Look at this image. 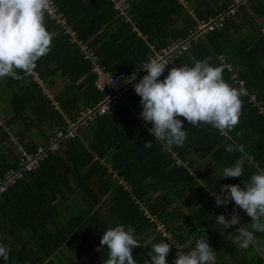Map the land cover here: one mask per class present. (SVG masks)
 Instances as JSON below:
<instances>
[{"label": "trees", "instance_id": "1", "mask_svg": "<svg viewBox=\"0 0 264 264\" xmlns=\"http://www.w3.org/2000/svg\"><path fill=\"white\" fill-rule=\"evenodd\" d=\"M117 1L52 0L78 28L79 39L88 40L100 30L88 40V47L99 55L100 64L113 71H135L152 53L151 44L158 49L183 38L194 28L196 18L226 10V0L221 4L215 0H121L127 9L121 13L115 7ZM249 4L251 10L242 6L240 14L227 18L189 50L194 62L207 58L221 66L224 79L238 90L241 87L236 80H242L247 94L240 97L239 122L225 135L210 124L190 127L185 121L187 139L170 151L163 150L161 142L154 141L147 128L138 124L135 112L141 105L134 88L125 92L109 113L81 126L73 139L57 137L53 129L41 130L48 120L50 127L64 125L62 112L73 118L75 111L93 107L104 96L93 84L96 77L80 46L45 13L50 50L30 73L16 69L21 78L9 77L10 84H2L0 91L4 87L11 90V82L18 84L9 100L18 116H30V125L20 129L32 132L26 142L21 139L26 151L49 147L55 141L50 136L57 137L59 148L50 150L37 167L27 169L20 163L18 144L9 141L5 147L0 141V182L7 174L12 178L0 194V242L10 246L8 260H0V264H102L107 249L100 244V235L116 224L135 228L141 244L132 249L137 264L150 259L151 244L168 238V233L183 251L193 246L195 238L208 233L217 264H264V232H256L247 248L234 244L233 231L242 226L252 230L251 217L237 208L241 221L228 229L220 227L215 215H232L234 202L217 207L207 187L215 186L217 191L220 184L243 187L255 171L253 164L264 166V23L254 22L255 16L264 21V0H249ZM180 18L183 25L178 24ZM51 61L57 65L51 67ZM240 65L235 80L233 69ZM251 93L258 95V104L249 101ZM42 131L47 134L39 135ZM147 141L153 142L151 148L144 147ZM229 144H243L244 152H227ZM60 151L65 153L62 158L56 154ZM54 161L63 168L58 175L47 176L49 163ZM236 161L243 163V176L219 179L223 167ZM119 177L130 187L118 183ZM41 217L46 220L42 228L41 220L34 221ZM22 235L23 248L12 252L11 246ZM177 251L173 244L169 264Z\"/></svg>", "mask_w": 264, "mask_h": 264}, {"label": "clouds", "instance_id": "2", "mask_svg": "<svg viewBox=\"0 0 264 264\" xmlns=\"http://www.w3.org/2000/svg\"><path fill=\"white\" fill-rule=\"evenodd\" d=\"M51 6L57 15L64 19L66 25L73 26L52 0H0V78L20 79V73L16 69L24 74L30 73L35 67V62L50 50L51 33L44 21L45 13ZM52 17L66 30L65 24L58 21V17ZM166 65L168 63L158 56L149 57L140 68L146 70V74L133 83L134 91L140 97V116L146 124L151 125L147 131L154 137V141L161 142L163 150L170 151L173 146L184 145L189 133L183 127L185 121L196 127L202 123L210 124L225 135L233 129L239 122L243 89L238 90L224 79L221 66L213 65L205 58L195 61L192 65L173 66L168 69L167 75H163ZM138 71H134L125 82L136 80ZM91 72L96 77V74ZM162 75L163 79H158ZM97 83L98 79L95 81L96 87ZM97 89L104 94L98 87ZM93 107L81 108L73 118L68 116L69 120L65 125L57 127L54 131L66 133L70 128L69 124L78 115ZM181 116L185 119H180ZM99 117L90 120L85 126ZM80 127L74 136L62 138H75L80 133ZM52 137L54 136H50ZM16 143L20 144L18 141ZM152 144V141H147L144 147L151 148ZM225 148L227 152H244L243 144H229ZM253 167L255 171L251 173L249 181L243 183V187L240 184H220L217 191L215 186L205 185L209 188V194L214 197L217 207L234 202L232 215L227 218L224 213L215 215L220 227L228 229L241 221V216L236 214L237 208L251 217L252 230L242 226L233 231V243L240 248L249 247L256 232H264V166L254 163ZM243 174V163L236 161L223 167L219 179L242 177ZM135 233L136 230L131 224L127 227L124 224H116L106 228L100 235V244L106 245L107 249V258L102 260V264H137L132 249L141 244ZM173 244L178 251L171 264H217V255L209 243L208 233L195 238L188 251L180 250L171 237L152 243L147 255L150 259H145L144 264H169L167 257ZM9 253L10 246L0 242V260L7 261Z\"/></svg>", "mask_w": 264, "mask_h": 264}, {"label": "built area", "instance_id": "3", "mask_svg": "<svg viewBox=\"0 0 264 264\" xmlns=\"http://www.w3.org/2000/svg\"><path fill=\"white\" fill-rule=\"evenodd\" d=\"M246 1L247 0H232L231 6L223 12L224 14H218L216 16L213 15L207 18H196L194 28L189 29L188 34L185 37L175 39L169 42L167 45L162 46L158 49H153L152 53L146 59H144L139 64L138 68L135 70H139L137 72L136 80L129 83H126L125 81L128 77L132 75L134 71L128 72L125 70H120L116 73H113L111 71H107L104 67L100 66L98 64L97 57L93 55L88 45L83 40L78 38L76 30L73 28V26L66 25L64 19H62L60 15H57L54 7H49V12L52 14V16L58 17V21H61V23L65 24L64 26L66 27V31L70 35L71 41L77 42V44L80 46L84 58L90 61L91 71H93L98 77H101L104 80L102 84L100 82L97 83V87L104 92L103 98L97 103L96 106H94L93 108H89L82 112L80 115H78L75 120L69 124L70 128L66 133L58 131L56 136L61 138L62 136H74L76 130L80 126H85L90 120L94 119L95 117L108 113L113 104L125 92L133 88V83L138 81L144 74H146V70H140V68L149 57L158 56L168 63V65H166V68L169 67L174 58L180 57L184 53L188 52L197 40L205 38L208 33L220 27L227 17H231L237 14L241 7L240 5L245 3ZM115 7L119 8L121 13L127 12V9L125 8L121 0H118L115 3ZM227 66L229 69H231L230 65ZM236 81H238L241 89H243V94H247V90L243 87L242 80ZM249 101L256 103V95L254 93L250 94ZM57 137L51 138L55 141L50 143L49 147H46L44 149L43 146H40L34 152H28L20 144H18V153H22L20 163L22 165L24 163L27 169L37 167L39 162L43 160L49 152H51L50 150H56L58 148L59 144L56 141L58 140ZM7 177L8 178L5 181L0 182V194L5 191L7 185L12 179L11 176H9L8 174ZM118 183L123 184L127 188L130 187L129 184L126 183V181L122 177H119ZM167 236L170 237V234L168 233Z\"/></svg>", "mask_w": 264, "mask_h": 264}, {"label": "crops", "instance_id": "4", "mask_svg": "<svg viewBox=\"0 0 264 264\" xmlns=\"http://www.w3.org/2000/svg\"><path fill=\"white\" fill-rule=\"evenodd\" d=\"M215 1H217V3L218 4H221L222 3V0H215ZM231 1L232 0H226L225 2H223V6L225 7L224 9H228L230 6H231ZM240 6H243V7H245V10H247V11H249V10H251V8H250V4H249V0H247L245 3H243V4H241ZM243 9H242V7L239 9V12L237 13V14H235V15H238V14H240L241 13V11H242ZM188 12L190 13H192L193 14V10L192 9H188ZM46 15H47V17L48 18H50L51 20H54V18L52 17V15H51V13L49 12V11H46ZM235 15H233V16H235ZM233 16H231V17H233ZM255 17H258V16H255ZM227 18H230V17H227ZM226 18V19H227ZM259 18V17H258ZM182 19L183 18H180L179 20H181V21H179L178 20V24L179 25H183V23H182ZM261 20H263V18H260ZM179 22H181V23H179ZM69 23H71V22H69ZM264 23V22H263ZM73 24V23H72ZM74 26V25H73ZM74 28L76 29V33H78V31H77V27H75L74 26ZM85 27H83V29H84ZM65 31V33L66 34H68V36H70L69 35V33L66 31V30H64ZM138 34H140V33H138ZM89 39H90V36H89ZM88 39V40H89ZM87 40V39H86ZM86 40H84V42L88 45L89 44V42L88 41H86ZM172 41V40H171ZM170 41V42H171ZM75 43H77V42H75ZM150 49L151 50H153V49H156V48H154V46H153V44H151L150 45ZM90 50H91V52L93 53V55L94 56H96L97 57V59H98V61H99V55H97L91 48H90ZM150 55V54H149ZM148 55V56H149ZM191 55H193V51L191 50V51H188V52H186V53H184L183 55H181L180 57H177V58H174L173 60H172V62H171V65L169 66V67H167V68H165V70H166V72H168V69L169 68H171V67H173V66H177V65H182V64H187V65H192V64H194V59H191L190 58V56ZM148 56H146V57H148ZM194 57V56H193ZM195 58V57H194ZM86 60V59H85ZM182 60V62L181 63H179L180 61ZM89 63H90V61H89ZM91 64V63H90ZM98 64L100 65V66H102V67H104L107 71H111V72H113V73H116V72H118V71H120V70H118V71H113V70H111V69H108L105 65H103V64H100L99 62H98ZM231 67V69H232V66H230ZM90 72H91V70H90ZM234 72V71H233ZM92 73V72H91ZM233 75V74H232ZM233 77V76H232ZM160 78V77H159ZM158 78V79H159ZM5 79H9V77H5ZM97 79H99V77L96 75V79L94 80V86H95V81L97 80ZM3 80H4V78H3ZM5 84H7V82H5ZM7 85H9V84H7ZM15 85V86H14ZM12 86L14 87V89H15V91L13 92H11L10 93V95L13 93V94H15L16 92H17V90H18V84L17 83H13L12 84ZM96 87V86H95ZM237 87V86H236ZM96 89H97V87H96ZM98 90V89H97ZM99 91V90H98ZM127 92H129V91H127ZM137 100H139V99H137ZM257 104V103H256ZM4 105H5V103L4 104H0V109H2L4 112H0V141L2 142L3 140V138H5V141L6 142H9V141H12V142H15L16 143V141H19L20 142V144L22 145L23 143H22V141H21V139L24 141V142H26L27 141V136H30V137H32V132L31 131H28L27 133H25V132H22L20 129L21 128H23L24 127V125L26 126V128H27V126L28 125H30V116L28 117L27 115H25L23 118H22V116H18L16 113L17 112H15V109L12 107V110H11V112L9 113V114H7V111H5L4 110ZM8 109V108H7ZM141 111V110H140ZM140 111H137V112H135V117H136V120H137V122H138V124L141 126V128H143V127H146V128H148V127H150L151 125L150 124H146L143 120H142V118H141V116H140ZM77 111H75V113H76ZM62 115H63V118H64V120H65V124H66V122L69 120V117L67 116V114H65V112H62ZM67 117V118H66ZM19 121L21 122H24V124L23 125H18L17 126V124L19 123ZM64 124V125H65ZM187 124V126H193L190 122H187L186 123ZM33 126H35L34 124H32ZM50 125H51V122L48 120V122L47 123H45V125H43V126H41V130H44V129H49L50 131H51V129H53V131L57 128L56 126H51L50 127ZM15 127V128H14ZM55 128V129H54ZM31 129L34 131L35 130V128L34 127H31ZM46 135L47 134V132H45V133H43V131L39 134V135ZM48 137H49V135H47ZM14 139H16V140H14ZM20 139V140H19ZM24 147V146H23ZM14 152V154H16L17 152H16V150H14L13 151ZM58 156H60L61 158L62 157H64L65 156V153L62 151H60V152H58V153H56ZM49 168H48V171H47V176H49L50 174H56V175H58V172L59 171H61L62 170V168H63V164H59V163H57L56 161H54V162H51V163H49ZM37 221V222H39L40 220H41V228L43 227V224H44V222L46 221L45 219H43V217H41L40 219L39 218H36V219H34V221ZM25 236V235H24ZM23 235H22V237L20 238V240L18 241V242H14L13 243V245L11 246V249H13V251L12 252H15L16 251V249L18 248H23L22 246L24 245L23 244V242H24V239H23V237H24ZM257 249V248H256ZM248 251H249V249H248Z\"/></svg>", "mask_w": 264, "mask_h": 264}, {"label": "rangeland", "instance_id": "5", "mask_svg": "<svg viewBox=\"0 0 264 264\" xmlns=\"http://www.w3.org/2000/svg\"><path fill=\"white\" fill-rule=\"evenodd\" d=\"M219 1V0H218ZM179 21H181V20H179ZM254 22L256 23V24H262L264 21L263 20H261L260 19V17L258 18V17H254ZM179 23H181V22H179ZM246 28L247 29H250V25H248V24H246ZM263 28V27H262ZM262 28H261V32H263L262 31ZM251 30V29H250ZM100 31V30H99ZM99 31H96L94 34H91V36H90V38L91 37H94L95 36V34L97 33V32H99ZM86 41H88V40H86ZM190 58L191 59H194L195 60V58L193 57V55H191L190 56ZM57 64L55 63V62H52L51 61V67H55ZM241 68V65L240 66H238L237 68H234L233 69V71H234V79H236V76H237V74H238V71H239V69ZM4 78V77H3ZM3 78H0V88H2L1 87V85L2 84H4L5 82H7L8 81V79H4L3 80ZM98 81L99 82H101V83H103L104 81H103V79L102 78H99L98 79ZM235 82V81H234ZM233 82V83H234ZM7 83H9V82H7ZM10 84V83H9ZM12 82H11V85H10V87H11V90L13 91V87H12ZM15 86V85H14ZM11 90H8V91H6V89H5V87H4V89L2 90V91H0V104H4L5 103V105H4V110L5 111H7V114H9L10 112H11V110H12V104H11V101L9 100V96H10V94L8 93L9 91H11ZM258 95H257V98H256V103L258 104ZM8 108V109H7ZM0 112H4L2 109H0ZM24 124V122H20L19 121V123L17 124V126L18 125H23ZM15 128V127H14ZM55 129V128H54ZM14 140H16V139H14ZM3 146H7V142L5 141L4 142V140L2 141V143H1Z\"/></svg>", "mask_w": 264, "mask_h": 264}]
</instances>
